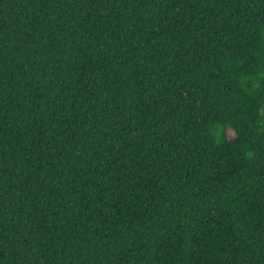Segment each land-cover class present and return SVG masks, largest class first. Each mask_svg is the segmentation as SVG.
Returning <instances> with one entry per match:
<instances>
[{"label": "trees", "instance_id": "16d2710c", "mask_svg": "<svg viewBox=\"0 0 264 264\" xmlns=\"http://www.w3.org/2000/svg\"><path fill=\"white\" fill-rule=\"evenodd\" d=\"M0 264H264V0H0Z\"/></svg>", "mask_w": 264, "mask_h": 264}]
</instances>
